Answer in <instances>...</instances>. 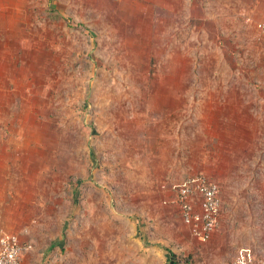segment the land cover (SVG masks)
I'll use <instances>...</instances> for the list:
<instances>
[{
    "label": "rangeland",
    "instance_id": "obj_1",
    "mask_svg": "<svg viewBox=\"0 0 264 264\" xmlns=\"http://www.w3.org/2000/svg\"><path fill=\"white\" fill-rule=\"evenodd\" d=\"M6 3L0 10V156L12 189L14 180H35L25 191L32 199L27 213L46 212V235L38 233L43 227L33 231L38 239L26 241L27 251L44 237L60 243L34 264H165L164 248L193 264H229L240 250L264 263V146L255 161L228 163L220 182L210 177L222 199L217 230L225 240L218 257L199 253L190 228L163 203L168 188L186 178L174 183L162 174L174 168L168 124L183 118L185 99L192 125L178 131L188 135L201 133L207 98L238 91L241 102L255 99L264 110V38L256 29L264 5ZM161 122L167 127L159 132ZM207 138L206 147L214 137ZM188 151L180 149L187 168L194 164ZM209 163L215 170L214 160ZM20 195L10 190L7 198Z\"/></svg>",
    "mask_w": 264,
    "mask_h": 264
},
{
    "label": "crops",
    "instance_id": "obj_2",
    "mask_svg": "<svg viewBox=\"0 0 264 264\" xmlns=\"http://www.w3.org/2000/svg\"><path fill=\"white\" fill-rule=\"evenodd\" d=\"M6 1L9 0H0V10L2 8H8L9 5ZM253 2L256 3L257 0L256 2L253 0ZM258 4L264 5V1L259 0ZM258 4H255L254 9L258 7L263 10L264 7L262 8ZM256 15L260 17V19L264 18L263 11L257 12ZM232 85H234V83ZM236 86L240 88V83L237 82ZM232 89H234V86H232ZM262 99H264V97ZM175 101L176 100L173 102L174 104ZM189 101L190 99L188 98L183 101L185 108L183 109V114H180V117L183 116V118H177L178 120H175V123L168 124L170 127V139L174 141L172 149L175 148L174 150L168 151V159L169 162L171 161L174 168H172V170H170V168L166 169L162 173L164 175L163 178L171 181L174 180V183H176L183 180V177L187 178L195 174H205L211 178L215 177L220 182L221 179H225L223 170L228 168V163L236 162L239 164L241 159H245L248 162L256 160L257 154L264 146V120L262 122L261 119H258L261 114H264V110L262 111L261 108L256 105L255 99L250 102L251 104H245V102H241L238 91L235 92V95L232 93L230 97L207 98L205 100L207 103H204V109H200V115L202 117L199 115L200 125L198 130L200 129L201 133L198 134L197 132L195 135H193V133L188 135V133L184 131L179 133L178 131L181 125L184 129L191 128L190 125L192 124H190V119L186 117L187 115L190 116L191 108L186 106V104H189ZM255 110L258 113H256ZM159 127L158 130L160 132L162 127L164 129L167 126L161 122ZM207 136L214 138L210 139L211 144L206 147L205 143L208 142ZM154 137L151 138L153 139ZM151 138H144V142L149 143L148 140L151 141ZM213 141H215V145ZM213 145L215 147L214 151ZM186 147L189 148L186 154L190 155L191 161L194 162L193 165L188 167L190 170H188L187 165H185L183 161L187 159L182 158V154H180V149H185ZM177 148H179V150ZM210 153L214 154V157L211 156L209 158ZM243 154L248 155L241 158ZM1 158L0 156V228L4 232L21 234L20 237L23 241L38 239L32 232L40 230V228L43 227L38 233H41V235L45 234L47 222L42 219V217L46 216V212L40 213L39 215L37 214L39 211L36 210L32 211L31 214L27 213V210L31 208L32 199L29 195L25 194V191L29 189L27 188L29 183L35 180L29 178H27L28 180H22V178H20L19 182L14 180L12 189V186L8 184L7 181L8 163L2 161ZM2 159L4 160V158ZM211 159L214 160L215 170L212 169L213 166L209 163ZM180 160L183 162H180ZM19 168L22 170V166ZM232 168L234 169L233 164ZM231 173L236 176L235 169L232 170ZM10 190H15L21 195L18 196L17 199L9 201L7 194L10 193ZM34 217L38 218L34 220ZM27 229L29 234L25 235L24 232ZM217 229L213 232L209 241L204 244L198 241L199 244L198 242L194 244L198 247L199 253L205 258L212 254H216L215 256L218 257V248L223 245L222 243L225 238L221 236V233L218 232ZM50 238L52 237H44L43 242L39 240L40 244L39 241L35 242L34 247L24 253L22 263L34 264V260L37 261L38 259H42L45 255L52 252V250L55 252L59 248L60 243L57 242L56 239L50 240Z\"/></svg>",
    "mask_w": 264,
    "mask_h": 264
},
{
    "label": "built area",
    "instance_id": "obj_3",
    "mask_svg": "<svg viewBox=\"0 0 264 264\" xmlns=\"http://www.w3.org/2000/svg\"><path fill=\"white\" fill-rule=\"evenodd\" d=\"M256 29L264 38V22ZM164 204L178 212L182 224L188 226L193 238L207 242L219 226L222 199L219 185L205 174L188 176L173 188H168ZM21 234L4 232L0 228V264H23L22 258L29 248ZM229 264H264L250 252L240 250Z\"/></svg>",
    "mask_w": 264,
    "mask_h": 264
},
{
    "label": "trees",
    "instance_id": "obj_4",
    "mask_svg": "<svg viewBox=\"0 0 264 264\" xmlns=\"http://www.w3.org/2000/svg\"><path fill=\"white\" fill-rule=\"evenodd\" d=\"M166 253L165 264H193L190 256L176 255L170 249L164 248Z\"/></svg>",
    "mask_w": 264,
    "mask_h": 264
}]
</instances>
